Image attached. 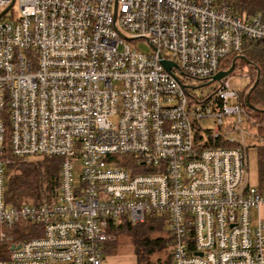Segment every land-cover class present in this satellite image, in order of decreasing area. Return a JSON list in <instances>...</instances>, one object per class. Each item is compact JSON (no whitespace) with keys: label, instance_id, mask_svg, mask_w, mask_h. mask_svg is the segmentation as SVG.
Instances as JSON below:
<instances>
[{"label":"built area","instance_id":"2783aa9c","mask_svg":"<svg viewBox=\"0 0 264 264\" xmlns=\"http://www.w3.org/2000/svg\"><path fill=\"white\" fill-rule=\"evenodd\" d=\"M12 1L0 0V264H106L111 223L152 217L173 264H264V187L247 174L264 120L228 77L204 98L184 82L206 86L264 40L263 16L229 0H18L7 17ZM9 151L59 158L56 197L8 202ZM28 223L38 232L17 241Z\"/></svg>","mask_w":264,"mask_h":264},{"label":"trees","instance_id":"16d2710c","mask_svg":"<svg viewBox=\"0 0 264 264\" xmlns=\"http://www.w3.org/2000/svg\"><path fill=\"white\" fill-rule=\"evenodd\" d=\"M233 11L236 14L246 17L261 14L264 18V0H229ZM261 45V46H260ZM242 55L248 61L236 59V67L239 64L248 65V74L251 78L249 89L243 92L244 98L259 75V83L250 94L251 103L259 109H264V71L262 61L264 59V40H250ZM238 55L227 58L222 64L223 69L231 67L234 58ZM236 69V68H235ZM252 115L264 120V111L258 112L248 109ZM264 133V128L262 130ZM8 156L11 162L7 167L6 198L8 202L21 205L28 202H42L51 200L58 194L60 185V159L50 156H33L28 158L14 157L9 151ZM261 160H264V153H260ZM264 169V161H263ZM264 187V186H260ZM166 227L163 219L156 217L148 218L145 222L132 224L124 218L111 223L112 239L104 246V255L114 254L120 246L119 236L129 239L138 264H173V254L169 238L155 235ZM33 225L30 223L20 227L16 240L20 241L36 234ZM5 254H0L4 257ZM154 260L153 258L156 256Z\"/></svg>","mask_w":264,"mask_h":264},{"label":"rangeland","instance_id":"374dc122","mask_svg":"<svg viewBox=\"0 0 264 264\" xmlns=\"http://www.w3.org/2000/svg\"><path fill=\"white\" fill-rule=\"evenodd\" d=\"M12 12L18 14V0H16L13 8L7 13V17H10ZM130 44L133 48H137L142 53L151 54L153 52L152 45L145 39L131 40ZM228 58L232 59L231 56ZM262 67L264 71V59L262 61ZM248 70V65L244 66L242 64H239V66L236 67V69L229 76H227L229 86L238 92H244L248 90L251 83V78L249 77ZM176 72L178 73V75H180V72ZM184 82L189 86V93L197 98L208 97L215 91L216 87L219 84V81H215L209 85L203 86L200 85V81L194 79H184ZM235 103L236 101L232 98L228 100L229 105H234ZM202 123L208 127H213L215 125V121L213 119H203ZM262 152L264 153V143H260L257 145L255 143L254 146H249L248 148L247 174L251 186H264V169L262 167L264 160H261L260 156V153ZM121 157L130 158L131 156L126 155ZM155 235H161L169 238L165 229L159 233H156ZM117 239L120 243V246L114 254L106 255V264H138L137 257L132 250V245L129 239L124 236H119ZM157 256L158 255H156L153 259L155 260Z\"/></svg>","mask_w":264,"mask_h":264},{"label":"water","instance_id":"95a60500","mask_svg":"<svg viewBox=\"0 0 264 264\" xmlns=\"http://www.w3.org/2000/svg\"><path fill=\"white\" fill-rule=\"evenodd\" d=\"M14 3V0L12 1V3L10 4V6L5 10L7 11ZM160 56V61L161 63L164 65V67L169 71L171 72L172 71V68L176 65V63L173 61V60H168V59H165L163 57V55H159ZM239 58V59H243L245 61H248L249 60L247 59L246 56L244 55H238L236 58H234L233 60V63L231 65L230 68L226 69V70H220L215 76L212 77V79L208 82V83H205L204 85H208L212 82H215V81H221L223 78H226L227 76H229L236 68V59ZM259 83V75L257 77V79L255 80L254 84L252 85V87L250 88L249 92L247 93V96L245 98V105L251 109V110H254V111H258V112H263L264 109H259L257 108L256 106H254L251 101H250V94L251 92L254 91V89L257 87Z\"/></svg>","mask_w":264,"mask_h":264}]
</instances>
